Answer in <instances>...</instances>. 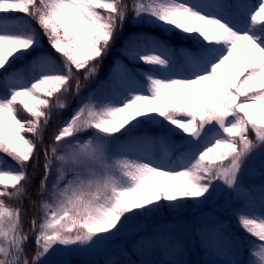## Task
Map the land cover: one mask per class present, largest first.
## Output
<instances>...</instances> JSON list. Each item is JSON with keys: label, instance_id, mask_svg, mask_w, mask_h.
Segmentation results:
<instances>
[{"label": "snow or ice", "instance_id": "obj_1", "mask_svg": "<svg viewBox=\"0 0 264 264\" xmlns=\"http://www.w3.org/2000/svg\"><path fill=\"white\" fill-rule=\"evenodd\" d=\"M126 23L191 43L133 33L119 51L149 67L114 59L84 96ZM190 203L211 206L195 227L210 259L81 264H264V0H0V264H73Z\"/></svg>", "mask_w": 264, "mask_h": 264}, {"label": "trees", "instance_id": "obj_2", "mask_svg": "<svg viewBox=\"0 0 264 264\" xmlns=\"http://www.w3.org/2000/svg\"><path fill=\"white\" fill-rule=\"evenodd\" d=\"M16 16H23L22 13H14ZM131 19V17H129ZM33 26L35 27V22L33 21ZM137 32H147L150 35L154 36H163L168 42L175 47H188L190 45V41L183 39L179 34H172L170 36H164L163 33L160 32L158 28H154L146 25H133L131 23H126L124 27V31L118 36L115 44L112 46V50L109 52L108 56L104 59L103 64L100 67V71L98 77L93 79L88 88L85 89L83 95L87 96L89 89H94L98 82L104 81L106 76L109 73L110 66L113 64L114 59H120L124 61L126 59L125 56L119 51L125 39H127L130 35ZM43 41V48L49 53L56 55L53 50L48 46L46 38L41 36ZM58 58V57H57ZM149 66L144 65L143 63H129V68H140L147 69ZM69 108L68 110L61 112H54L51 118V123L44 134L45 143H48L49 137L52 134L53 130L58 126L59 122L69 116L71 109L78 104V100L73 97L68 98ZM153 135L157 134L160 129L156 127H152L148 129ZM250 138H254V135L250 133ZM178 139V137H177ZM29 174L32 173V168L28 169ZM42 174V169L38 171L35 180L31 186L32 199H36L35 190L36 185L39 182L40 175ZM259 176L257 173L258 183ZM222 202V201H221ZM25 209L28 211V215L25 217V226H28V221L33 214L28 201L25 200ZM234 207H239V204L234 202ZM211 206H201L194 207L191 206L180 213H170L167 210L162 215L157 216H148L143 217L137 220L134 224L129 225L128 235L126 237H121L118 240L113 242V245L99 250L97 254L92 255L90 257L72 254L68 258L73 261V264H81V261H95V260H103L106 258H117V259H134V260H155V261H163V260H171V259H188L192 261L201 260V259H210L211 257L207 255H201V250L199 246V242L197 240V234L195 231L197 218L201 213L208 212ZM223 219H226L231 222L233 225V230L240 235H244L242 231L236 226L235 218L230 216H223ZM139 225V227H137ZM161 226V227H157ZM143 230V231H142ZM147 233H159L158 238L152 242L149 241L144 245L143 254L139 251H135L134 255L131 256H121L119 255L118 245L124 244L125 247L131 249L133 241L137 238L138 234ZM179 240L181 242L182 248L186 246L185 254L181 257L180 251L177 250L176 241ZM29 252L34 247L33 242L28 244ZM247 252H245V256Z\"/></svg>", "mask_w": 264, "mask_h": 264}, {"label": "rangeland", "instance_id": "obj_3", "mask_svg": "<svg viewBox=\"0 0 264 264\" xmlns=\"http://www.w3.org/2000/svg\"><path fill=\"white\" fill-rule=\"evenodd\" d=\"M146 26H149V25H146ZM124 64H126L128 67H129V63H131V61L126 58L124 61H123ZM257 168H258V161H257ZM98 251H89V252H81V253H75V254H79V255H83V256H87V257H90L92 255H95L97 254Z\"/></svg>", "mask_w": 264, "mask_h": 264}]
</instances>
